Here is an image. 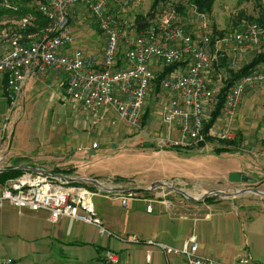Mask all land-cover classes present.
<instances>
[{
	"label": "built area",
	"instance_id": "built-area-1",
	"mask_svg": "<svg viewBox=\"0 0 264 264\" xmlns=\"http://www.w3.org/2000/svg\"><path fill=\"white\" fill-rule=\"evenodd\" d=\"M80 2L106 36L101 62L82 48L72 47L75 34L70 11ZM22 5L37 10L46 23L37 25L36 14L29 11L13 20L12 25L0 26V95L5 90L13 106L18 104L27 81L51 67L67 75V96L92 111L100 121L109 111L127 125L142 130L148 98L156 81L152 62L165 66L179 64L160 81L158 97L167 132L157 136L155 145L160 150L192 148L208 137L217 142L234 140L236 132L231 122L236 106L248 89L264 84V65L239 77L227 91L217 123L206 132V123L219 104L225 84L222 78L213 77L214 63L219 57L214 44L260 47L264 30L258 23L217 35L212 42L214 36L206 15L199 11L203 32L199 36L190 33L179 22L176 10L169 6L161 7L157 19L132 34L128 27L137 24L119 21L108 9V0H0V8L14 12L21 11ZM30 26L36 27L35 30L25 33ZM120 55L124 67H119ZM237 64L236 59L232 60V66ZM223 119L225 122L220 124ZM4 136L0 138L1 166L9 165ZM97 146L94 142L93 147ZM250 151L256 156L264 153V150ZM127 200V196L123 197V204ZM5 204L33 211L47 210L53 221L65 217L94 224L102 233L108 232L95 210L91 190L31 171L0 181V207ZM147 209L152 210L151 204ZM147 242L158 246L166 255L184 256L186 264H246L243 257L230 262L201 255L195 238L179 246L153 239ZM106 258L110 263L118 260L112 251L107 252Z\"/></svg>",
	"mask_w": 264,
	"mask_h": 264
},
{
	"label": "crops",
	"instance_id": "crops-1",
	"mask_svg": "<svg viewBox=\"0 0 264 264\" xmlns=\"http://www.w3.org/2000/svg\"><path fill=\"white\" fill-rule=\"evenodd\" d=\"M112 4L113 0H109L108 9L111 13H115L117 6L113 7ZM87 11L83 2L71 8L70 21L75 34V43L72 47L82 48L87 53L95 55L101 62L106 46V36L94 16L92 18L95 25H91L92 21L87 19ZM135 21L137 20H123V22L137 24ZM183 24L190 33L195 35L193 26ZM128 28L130 33L136 34L143 26ZM125 40L123 39L122 46H125ZM214 49L219 57L214 63L213 77L222 78L225 82L230 80L233 72L252 62L261 50L260 47H240L238 44L232 46L220 43H215ZM122 53H124L123 49ZM234 59L238 62L236 67L232 66ZM124 66L125 63L120 55L119 67ZM151 67L156 78L161 76L166 68L157 61L152 62ZM256 69L258 67L253 70ZM66 85L67 75L49 67L43 75L32 77L27 81L19 103L20 100L23 101L26 106L25 111L32 109L34 105L43 106V101L47 104L57 101L52 104V107L54 104H66L67 98L70 99L66 94ZM152 90L157 92L156 98L161 103V99L157 97L159 87H156V81ZM7 98L6 91L2 90L0 100ZM58 109L62 110L61 107ZM112 113L109 112L111 115ZM157 115L160 119L158 127L150 126L152 129L149 132L154 134L155 142L158 135L167 132L162 112H158ZM108 119V117L103 118L100 121L101 124L95 123V125L98 127H103L105 123L112 125ZM77 122L75 129L78 132L74 134V137L79 140V146L68 144L58 158L48 156L46 159V154L42 156L45 159L37 157L33 159L26 155L10 156L7 145L8 164H29L53 172L59 169L57 172L74 177H91L106 182L109 186L123 188L103 191L91 182L70 183L74 186H84L93 192L95 210L108 232L102 233L94 224L72 221L65 217L53 221L47 210L33 211L29 208L5 204L0 207V264H186L184 256L166 255L158 246L149 244L147 240L153 239L179 246L190 238L198 241L201 255L230 262H236L243 257L246 258V264H264V178L257 179L258 170L246 169L245 172L238 168L232 169V171L249 175L252 179L236 183L230 182L229 179L220 181V186L227 191L239 193L219 198L214 202L187 198L177 192L172 194V191L164 187L150 191L147 189L163 178L154 176L141 182H133L131 177L121 175L101 178L93 170V166H85L83 160H80L81 154L78 155L75 151L79 149L86 153L100 145L96 141L98 146L93 147L95 137L92 138V143L90 139H87L88 121L80 119ZM224 122L223 119L220 124ZM164 126H166L165 129H163ZM231 126L236 135L238 134L237 136L247 138L241 145L248 144L251 141L248 140L249 137L254 135V139L260 140V146L264 148V84H256L247 90L236 106ZM158 128L162 130L159 134L154 132ZM101 132V129L92 131L97 135ZM174 135L177 136V131ZM8 138L10 140L11 137ZM106 139L107 137L103 138V140ZM143 141L148 143L145 146L154 145L147 142V139ZM81 145H84V148L80 147ZM161 151L164 150H159L160 153ZM31 160L33 163H30ZM118 177L123 181H116ZM258 181L261 182L258 188L250 187ZM180 188L187 191L185 187ZM252 189H258L263 194ZM95 196L100 198L96 203ZM125 196L128 200L126 204H123L122 198ZM149 204L152 206L151 211L147 209ZM108 251L116 254L117 262L110 263L107 260Z\"/></svg>",
	"mask_w": 264,
	"mask_h": 264
},
{
	"label": "rangeland",
	"instance_id": "rangeland-1",
	"mask_svg": "<svg viewBox=\"0 0 264 264\" xmlns=\"http://www.w3.org/2000/svg\"><path fill=\"white\" fill-rule=\"evenodd\" d=\"M170 1L176 2L175 0ZM152 2L153 0H113V7L117 6L113 14L118 17L119 21L135 20L149 14ZM258 2L264 4V0H216L211 12L205 14L211 32L218 29L229 33L241 30L250 23H255L253 19H249V16L257 17L261 13ZM118 3L124 5L121 7ZM198 13L195 8L187 5L185 17L181 18L183 23L195 28V36L203 33ZM86 15L87 19L92 21L91 25L94 26L92 13L88 10ZM158 16L159 11L156 13L155 19ZM16 18L12 13L0 15V26H10ZM152 91L146 108L148 116L144 120L142 130L127 125L115 113L111 115L109 112L105 119L108 117L112 125L105 123L103 127H98L95 125V123L101 124L98 116L67 97L66 104H54L52 107V104L57 101L48 104L43 101V106L34 105L32 109L26 111V106L21 100L14 106L8 98L0 100V138L5 135L10 156L26 155L33 159L36 157L45 159L42 156L47 154L46 159L48 156L58 158L68 144L78 145L79 140L74 137V134L78 132L75 126H77V120L86 119L88 121L87 139H90L91 142L95 137L96 139L93 140L97 141L100 146L86 153L78 149L75 153L81 154L80 160H83L84 165L93 166V170L101 178L121 175L131 177L133 182H141L156 176L163 178L159 181L174 183L178 188L185 187L186 192L191 195L194 194L189 190L203 193L215 187L224 188L220 186V181L228 180L233 172L232 169L236 168L245 172L246 169L255 168L259 172L257 179L264 178V153L256 156L250 151V149L264 150L260 146V140L254 139V135L249 137L248 140L251 141L243 146L241 144L247 138L244 136L240 138L237 134L233 150L220 149L217 152L216 148L220 146L221 142L204 140L192 148H181V150L165 148L160 153V149L155 145L154 134H149L153 127H158L160 119L157 113L161 112L160 102L156 98L157 92ZM57 107H61L62 110ZM165 128L166 126L163 127V129ZM99 129L103 133L101 132L99 135L92 133L93 130ZM154 132L159 134L162 130L158 128ZM8 137H11L10 140ZM104 137L107 139L103 140ZM145 139L154 145L145 146L146 143L143 141ZM30 163H33V160ZM2 166L10 167L11 165ZM260 185L261 182L258 181L250 187L258 188ZM160 188L158 187V189ZM167 189L172 191V194L176 193L170 188ZM224 197H212L211 200L206 198L199 201L214 202ZM99 199L95 196V203Z\"/></svg>",
	"mask_w": 264,
	"mask_h": 264
},
{
	"label": "trees",
	"instance_id": "trees-1",
	"mask_svg": "<svg viewBox=\"0 0 264 264\" xmlns=\"http://www.w3.org/2000/svg\"><path fill=\"white\" fill-rule=\"evenodd\" d=\"M175 1L176 2H174V1L172 2L170 0H153L149 14L147 16H140L139 18H137L136 19L137 25H139L140 27H142V26L145 27L147 24H149L152 20L155 19L156 13L158 11H160L161 7H164V6H169V7L174 8L178 14L179 22L181 24H183L182 19H183V17H185L184 15H185V9H186L187 5L190 7L196 8L197 11H199V12L206 14V13L211 12V9L216 2V0H175ZM258 6L260 7V10H261V13L259 14V16H257V17L249 16V19H253L255 21V23H258L264 30V4L261 2H258ZM22 7H24V6L22 5ZM29 11L36 14L37 25L42 26L46 23L45 17L33 8L27 9L26 7H24L19 12H14L9 8H0V15L12 13L18 18V17L22 16L23 14H25L26 12H29ZM152 15H154V16L151 17ZM35 28L36 27H34V26H30L25 33H29L31 31L35 30ZM224 31L225 30H218V29H217V31L215 30V32H213L214 37L212 38V42L215 41V36L224 33ZM260 49H261L260 52H258L256 54V56L252 62L242 66L240 69L236 70V72H233L231 75L232 77H230V80L225 82L223 89L221 91V94H220L219 104H218L216 110L212 113L210 120L206 123V132H208L210 130V128H212L214 126L218 117L220 116L221 109H222V106H223L224 101H225V96H226L227 91L229 90L230 86L233 84L234 80L236 78L241 77L243 74L251 72L254 68L258 67V69H260L264 65V33H263L262 44L260 46ZM178 65L179 64H172V65L166 66L162 75L156 78L157 88L160 86L161 79L164 76L170 74L175 69V67H177ZM147 116H148V113L146 110L144 117H143V123H144V120L146 119ZM209 140L214 141L211 137H208V141ZM235 142H236L235 140L221 141L220 146L217 147L216 150H217V152L220 151V149L233 150L232 147H234ZM178 149L181 150V148H178ZM18 165H20V164H12L10 167H14V166H18ZM57 171H59V169L55 170V172H57ZM23 172H24L23 170L15 169V170H11L8 172L0 173V181H5L9 178L17 177V176L21 175ZM116 181H123V180L118 177V178H116ZM74 184H79V183L75 182ZM210 198H212V197H209L208 200H211Z\"/></svg>",
	"mask_w": 264,
	"mask_h": 264
},
{
	"label": "water",
	"instance_id": "water-1",
	"mask_svg": "<svg viewBox=\"0 0 264 264\" xmlns=\"http://www.w3.org/2000/svg\"><path fill=\"white\" fill-rule=\"evenodd\" d=\"M146 144L148 145V143H146ZM15 169L23 170V171H31V172H34L37 174L49 176V177L54 178L60 182L68 183V184L73 183V182H77V181L91 182L103 191H113V190L123 189L120 187L109 186L106 182L97 180L95 178L85 177V176L74 177V176H70V175H67V174H64L61 172H53V171L46 169V168H43V167L31 166L29 164H20L18 166H14V167L0 166V173L8 172V171L15 170ZM251 179H252L251 176L243 174L242 172H239V171H233V172H231V174L229 176V181L233 182V183L250 181ZM158 187L170 188L177 193H180V194H182L188 198L196 199V200H202V199H206L209 197L231 196L232 194L239 193V192L231 193L230 191H227L225 188H216V189H211L209 191L203 192L200 195V197L199 196L196 197V196H192L191 194H188L185 190L178 188L174 183H170L168 181H156L147 190L152 191V190L157 189ZM252 190L257 192V193H262L258 189H252Z\"/></svg>",
	"mask_w": 264,
	"mask_h": 264
},
{
	"label": "bare ground",
	"instance_id": "bare-ground-1",
	"mask_svg": "<svg viewBox=\"0 0 264 264\" xmlns=\"http://www.w3.org/2000/svg\"><path fill=\"white\" fill-rule=\"evenodd\" d=\"M190 193L194 194L195 196H200L202 193H197L196 191L192 190L189 191Z\"/></svg>",
	"mask_w": 264,
	"mask_h": 264
}]
</instances>
